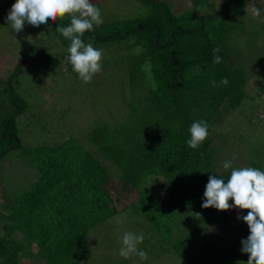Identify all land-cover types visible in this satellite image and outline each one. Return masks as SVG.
Listing matches in <instances>:
<instances>
[{"label": "trees", "instance_id": "obj_1", "mask_svg": "<svg viewBox=\"0 0 264 264\" xmlns=\"http://www.w3.org/2000/svg\"><path fill=\"white\" fill-rule=\"evenodd\" d=\"M138 1L149 10L146 18L112 23L106 36L86 32L82 37L84 42L92 36L108 45L110 58L123 62L127 80L123 84L126 110L92 124L85 144L69 135L54 144L25 148L16 125L26 108V101L12 88L13 77L22 70L19 66L34 56L38 65L60 62L72 71L65 62L68 51L58 60H46L44 50L28 48L10 73L7 104L0 108V161L13 150H22L30 154L38 178L13 197L0 181L3 264H21L24 256L32 258L30 264H85L91 255L85 243L89 231L124 210L142 216L164 240L173 237L180 217L182 225H191L189 234L173 243L185 264H236L238 257L248 256L241 252V240L250 231L237 219L248 210L201 206L208 177L216 175L227 182L231 172L219 168L216 161L215 124L243 103L254 106L257 95L264 93V80L259 91L252 87L239 63L240 52L233 47L235 34L249 33L247 0H192L193 7L180 14L165 0ZM48 23L69 47L70 41L56 28L68 26L70 19ZM131 36L135 38L126 47L139 50L117 59L118 43ZM214 48L220 49L221 63H213ZM225 77L229 83L220 85ZM260 107L258 111H264V105ZM259 118L263 122L256 129L264 126V115ZM199 120L207 122L209 135L198 149H191L186 143L189 128ZM237 130L234 135L242 138V130ZM255 155L248 156L246 167L264 171V144ZM236 225L245 228L244 236L221 241Z\"/></svg>", "mask_w": 264, "mask_h": 264}, {"label": "rangeland", "instance_id": "obj_2", "mask_svg": "<svg viewBox=\"0 0 264 264\" xmlns=\"http://www.w3.org/2000/svg\"><path fill=\"white\" fill-rule=\"evenodd\" d=\"M165 1L170 4L173 12L178 14L193 7L192 0ZM15 2L16 0H0V108L2 103L7 104L10 91L8 77L18 68L19 60L27 55L28 48L38 53L44 50L47 53L46 60L60 59L69 48L61 42L52 23L44 27L32 26L26 22L22 31H13L12 25L8 24L5 18ZM91 2L100 9L103 17V23L99 26L94 25L95 30L91 31L95 37L106 36L110 32L112 23L146 18L149 12L148 8L138 0H91ZM252 2L253 0L246 1L248 44H246V35L239 32L235 34L236 40L233 42V47L240 52L239 63L245 67L250 84L253 83L252 87L259 91L261 89H258L259 84L264 80L262 76L264 0H255L256 6L262 10L260 18L252 16L249 6ZM67 19L70 18L67 16L63 18V20ZM133 38L135 37L131 36L126 41L122 40L118 43V48L115 50V54H118L117 59L139 50L133 46L126 47L133 42ZM84 43L103 50L102 71L95 74L89 83L81 81L78 73L73 70L68 71L60 62L51 66H42L37 64L33 56L19 66L22 70L13 77L15 80L12 82V88L21 99L26 101V108L16 118V125L25 148L54 144L69 135L85 144L87 132L92 124L109 120L119 109L126 110L123 99L127 93L125 91L123 94V84L127 80L123 62L113 61L110 58L112 57L111 48L104 42H95L92 36H88ZM233 55L234 58L237 57L235 53ZM108 58L112 62L109 63ZM254 102V106L251 102L243 103L231 113V117H225L220 124H215L213 144L217 151L214 155L222 170L231 171V169L223 168V162L226 160H231L235 168L246 167L248 156L252 154L255 157V153L259 152L261 145L264 144L254 145L255 142L264 140V126L256 129L262 121L259 116L264 115V111H258L261 109L260 105H264V93L258 94ZM250 105L253 108L249 107ZM0 115H2L1 110ZM237 128L242 130V138L238 134L234 135L238 131ZM29 157L30 154L26 156L22 150H13L0 161V181L3 182L10 197L28 190L30 184L38 178V171ZM100 158L108 164L104 156ZM149 181L153 182V180ZM5 213L3 214L6 215ZM181 219L180 217L178 220L179 224L173 226V237L164 240L142 216L131 210L120 211L89 231L85 243L91 255L84 260V263L185 264L173 246L177 238L180 239L182 234L185 236L190 231L188 226L191 227V225H182ZM4 223L0 221V235L3 234L1 226ZM125 232L144 234L145 238L138 247L147 253V260H141L136 255L127 259L119 255ZM244 233H246L245 228L236 225L234 232L223 235L221 241L239 238L244 236ZM196 236L199 239V236ZM184 240L187 239L184 238ZM31 259L24 256L21 264H30ZM247 260L248 256L242 255L236 259V262L244 261L246 264ZM0 264H3L1 260Z\"/></svg>", "mask_w": 264, "mask_h": 264}, {"label": "clouds", "instance_id": "obj_3", "mask_svg": "<svg viewBox=\"0 0 264 264\" xmlns=\"http://www.w3.org/2000/svg\"><path fill=\"white\" fill-rule=\"evenodd\" d=\"M249 6L254 18L262 16V10L256 6L255 0ZM66 16L70 18V24L56 28V31L70 41L69 55L65 62L72 65V70L78 73L81 81L89 83L95 74L102 71L103 55L102 49H95L82 40L86 32L95 30L94 25L103 23L100 9L91 0H16L5 19L12 25L13 31L20 32L26 22L32 26L46 25L49 21H57ZM219 51V48L213 49V63L222 62L217 54ZM212 83L215 84V81ZM228 83L226 77L220 81V85ZM208 127L203 120L191 124L190 139L186 142L191 149H198L208 137ZM223 168L231 169L227 182L216 175H210L204 191L205 200L201 206L220 211L230 208L248 210L247 215L237 217L247 224L250 231L248 237L241 240V252L248 254L246 264H264V171L253 167L235 168L231 160L224 161ZM229 200L233 202L231 205ZM193 215L200 216L199 213ZM144 238L143 233L136 235L125 232L119 255L126 259L136 255L141 260H147V253L138 247ZM236 264L245 262L237 261Z\"/></svg>", "mask_w": 264, "mask_h": 264}]
</instances>
